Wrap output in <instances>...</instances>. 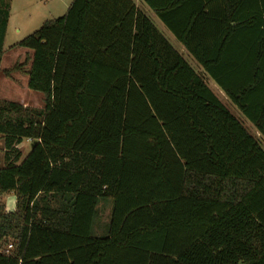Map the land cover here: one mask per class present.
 Listing matches in <instances>:
<instances>
[{
  "label": "trees",
  "instance_id": "obj_1",
  "mask_svg": "<svg viewBox=\"0 0 264 264\" xmlns=\"http://www.w3.org/2000/svg\"><path fill=\"white\" fill-rule=\"evenodd\" d=\"M142 1L264 137V0ZM13 47L0 73L43 105L0 100V264H264V148L132 0H72Z\"/></svg>",
  "mask_w": 264,
  "mask_h": 264
},
{
  "label": "rangeland",
  "instance_id": "obj_2",
  "mask_svg": "<svg viewBox=\"0 0 264 264\" xmlns=\"http://www.w3.org/2000/svg\"><path fill=\"white\" fill-rule=\"evenodd\" d=\"M71 1L72 0H63L62 7L66 4L68 8ZM1 2H8L9 12L6 30L4 33L3 54L0 62V68L1 70H3L11 68L15 63L22 62L25 58V55L30 54L29 50L26 48L9 47L17 43L23 37L37 30L44 20L56 18L59 15H55L57 13H54V11L50 9V7L52 6L51 3H56L57 0H53V2H50V0H1ZM147 17L158 30H163L168 42L173 46V48H175L177 52H179V46L176 44L175 40H169L168 34H166L165 32L166 29L160 22H158L159 20L155 18V16L150 15V13ZM181 56L188 62V64L194 69V71H196L201 77H203V80L205 82L212 84L211 87L213 88L214 92H216V86L214 82H212L210 76H208V74H206L204 71L198 70L199 66H197L194 61L190 59V57L186 55ZM187 57L192 62H189ZM192 64L195 65V68ZM26 83L27 76L22 72L13 71L8 77L0 73V100L16 101L24 106H28L31 108L42 107V94L27 88ZM224 106L258 141L260 146L264 148V137H262L261 135H256V129L243 116V114L228 100L226 103H224ZM3 147V139L0 136V166L2 165L3 160ZM18 147L22 153V159L29 152L30 142L28 140H23L18 145ZM0 200L1 203H4L6 211L15 210V197L13 196V194L5 193L2 198H0Z\"/></svg>",
  "mask_w": 264,
  "mask_h": 264
},
{
  "label": "crops",
  "instance_id": "obj_3",
  "mask_svg": "<svg viewBox=\"0 0 264 264\" xmlns=\"http://www.w3.org/2000/svg\"><path fill=\"white\" fill-rule=\"evenodd\" d=\"M62 1L63 0H57L56 3H51L52 6L50 7V9L52 11H54V13H57L55 15H63L66 11H67V6L65 4V6L63 5L62 7ZM134 2V4L136 5V7L142 11L144 14H146V16L152 15L155 16V18H157L163 26L166 29V34H168V38L169 40H175L176 44L179 46L180 50H179V54L180 55H186L188 57H190V59L192 61H194V63L199 66L198 70L200 71H204V69L200 66V64H198V62L192 57V55L187 51V49L183 46V44L177 40V38L172 34V32L169 30V28L166 26V23L164 20H162L146 3H144L142 0H132ZM50 2H53V0H50ZM144 3V5H143ZM70 5V4H69ZM69 7V6H68ZM59 13V14H58ZM62 13V14H61ZM58 17V16H57ZM173 21H176V18L173 19ZM159 31H161V33L163 34V36L166 38L164 32L162 29H160ZM173 38V39H171ZM187 57V59L189 60V62H192L189 58ZM195 68V65L192 64ZM194 70V69H193ZM205 72V71H204ZM206 73V72H205ZM212 80V79H211ZM212 82H214L212 80ZM206 84H208V87L211 89V91L217 96V98L223 103H226L227 100L229 102H231L229 100V98L227 97V95L223 92V90H221V88L214 82L215 86H216V92H214L213 88L211 87V83L205 82ZM217 93V94H216ZM223 103V105H224ZM254 127V126H253ZM256 135H260V133L256 130ZM98 213L96 214L95 217V221L93 223V230L96 233L99 234H103L105 232V230L107 229L108 226V218H109V211H110V203L108 201H104L101 200L98 204Z\"/></svg>",
  "mask_w": 264,
  "mask_h": 264
},
{
  "label": "built area",
  "instance_id": "obj_4",
  "mask_svg": "<svg viewBox=\"0 0 264 264\" xmlns=\"http://www.w3.org/2000/svg\"><path fill=\"white\" fill-rule=\"evenodd\" d=\"M8 247H10V245H8Z\"/></svg>",
  "mask_w": 264,
  "mask_h": 264
}]
</instances>
